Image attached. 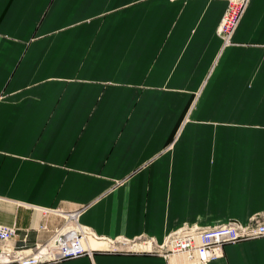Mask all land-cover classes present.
<instances>
[{
    "label": "crops",
    "instance_id": "0c3cea01",
    "mask_svg": "<svg viewBox=\"0 0 264 264\" xmlns=\"http://www.w3.org/2000/svg\"><path fill=\"white\" fill-rule=\"evenodd\" d=\"M224 8L0 0V225L15 230L11 247L29 253L69 213L113 242L264 225V0H247L227 44ZM106 247L55 264L179 262ZM222 251L208 264H264V236Z\"/></svg>",
    "mask_w": 264,
    "mask_h": 264
},
{
    "label": "built area",
    "instance_id": "2783aa9c",
    "mask_svg": "<svg viewBox=\"0 0 264 264\" xmlns=\"http://www.w3.org/2000/svg\"><path fill=\"white\" fill-rule=\"evenodd\" d=\"M225 8L217 25V35L223 44L230 41L243 13L247 0H223ZM76 213L65 215V225L54 230L51 237L43 244L35 245L29 253L21 249H14L9 245L15 236L13 228L0 225V264H55L62 261L90 256L93 250L82 247L87 239L102 241L107 247L98 252L115 253L122 249L131 251L134 246L139 253L157 255L164 260L179 259L174 264H208L210 261L222 257V247L240 241L256 239L264 236V225L255 222L250 225H236L226 223L208 228L184 226L167 234L161 243L154 241H127L120 239L111 241L97 237L93 233L72 226L75 224ZM44 229V227H41ZM114 243V245H113ZM119 246L121 248H116Z\"/></svg>",
    "mask_w": 264,
    "mask_h": 264
},
{
    "label": "rangeland",
    "instance_id": "374dc122",
    "mask_svg": "<svg viewBox=\"0 0 264 264\" xmlns=\"http://www.w3.org/2000/svg\"><path fill=\"white\" fill-rule=\"evenodd\" d=\"M226 223H235L236 225H243V224L239 223L238 221H236L235 219H228L225 222L220 223L218 225H222V224H226ZM248 225L252 226V224H248ZM214 226H217V225H214ZM208 227H213V226H205V228H208ZM130 249H131V251H127L126 249H122V250H120L118 252L124 253V254H132V253L140 254L139 252H137L135 250V249H137L136 246H134L133 248H130ZM150 255H153V254H150Z\"/></svg>",
    "mask_w": 264,
    "mask_h": 264
},
{
    "label": "bare ground",
    "instance_id": "6f19581e",
    "mask_svg": "<svg viewBox=\"0 0 264 264\" xmlns=\"http://www.w3.org/2000/svg\"><path fill=\"white\" fill-rule=\"evenodd\" d=\"M90 242H95V241L90 240V239H87L86 241H84V242L82 243V247H84V248L90 250V248H89V243H90ZM97 242H102V241H97ZM103 243H104V242H103Z\"/></svg>",
    "mask_w": 264,
    "mask_h": 264
}]
</instances>
